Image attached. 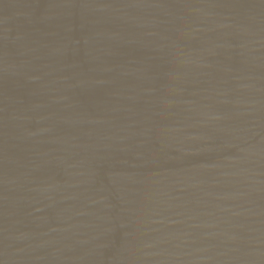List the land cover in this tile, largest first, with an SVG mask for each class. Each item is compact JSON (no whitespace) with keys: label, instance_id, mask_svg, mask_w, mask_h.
I'll return each instance as SVG.
<instances>
[{"label":"water","instance_id":"water-1","mask_svg":"<svg viewBox=\"0 0 264 264\" xmlns=\"http://www.w3.org/2000/svg\"><path fill=\"white\" fill-rule=\"evenodd\" d=\"M0 264H264V0H0Z\"/></svg>","mask_w":264,"mask_h":264}]
</instances>
